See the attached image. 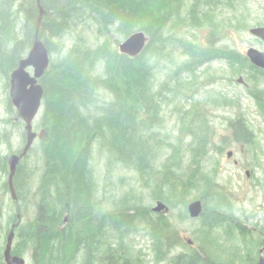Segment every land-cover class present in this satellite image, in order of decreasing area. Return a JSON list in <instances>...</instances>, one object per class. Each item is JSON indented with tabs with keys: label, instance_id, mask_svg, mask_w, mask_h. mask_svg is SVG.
I'll list each match as a JSON object with an SVG mask.
<instances>
[{
	"label": "trees",
	"instance_id": "trees-1",
	"mask_svg": "<svg viewBox=\"0 0 264 264\" xmlns=\"http://www.w3.org/2000/svg\"><path fill=\"white\" fill-rule=\"evenodd\" d=\"M217 7L216 0H0L6 94L0 146L10 144L14 129L21 133L20 145L0 156V174L8 175V157L25 145L9 78L33 45L40 8L38 38L49 54L32 123L41 137L13 176L22 221L14 228L12 255L28 257L30 264H144L134 244L141 235L154 264H255L264 251V227L256 228V237L233 217L230 194L218 183V161H209L208 117L194 102L200 80L208 82L209 71L202 70L207 61L253 67L221 44L231 19L216 20ZM81 27L93 30V44ZM197 27L208 29L204 43L184 34ZM137 31L147 37L142 52L121 54L117 46ZM258 74L264 78V71ZM251 94L264 100V90ZM172 104L182 106L175 110L182 127L186 122L177 135L165 129L164 107ZM230 124L236 140H251L241 117ZM122 170L129 177L115 178ZM96 178L111 180L117 192L102 184L98 196ZM2 189L8 191L7 182ZM194 199L203 211L187 246L174 220L189 219L186 206ZM153 202L168 212H152ZM9 221L17 222L14 214ZM2 254L0 247L5 264Z\"/></svg>",
	"mask_w": 264,
	"mask_h": 264
},
{
	"label": "rangeland",
	"instance_id": "rangeland-1",
	"mask_svg": "<svg viewBox=\"0 0 264 264\" xmlns=\"http://www.w3.org/2000/svg\"><path fill=\"white\" fill-rule=\"evenodd\" d=\"M216 1L218 2V7L215 10L216 20H220L222 17L231 19V22H227L228 27L222 31L224 37L221 44L234 49L244 57L247 49L251 47L264 52V42L249 31L250 28L264 27V0ZM231 1L234 8L229 7ZM242 23L247 25V30L238 28V25ZM81 30L86 35L87 40L93 44L95 42L93 30L83 27H81ZM184 34L187 37L195 36L200 43H204L208 29L207 27L185 29ZM67 38L66 43L70 44L71 38ZM228 64L229 62L224 58H219V60L214 58L203 65L202 70L209 71L208 82L200 80L203 87L199 90L198 95L194 97V102L198 105V111L208 117L210 132L209 161H218L221 170L218 183L222 184L230 194L233 217L247 226L257 237L256 228L264 227V120L260 115L259 108L247 95L245 85L237 82V79L242 76L248 85L247 87L252 91H256L253 81L256 75L252 72L254 70H245L244 67L239 68L242 65L237 67L235 66L237 64L231 67ZM28 71L31 72L30 68H28ZM4 84L5 79L0 75V122L5 118L2 109V103H4L6 96ZM259 90H264V78L257 80V91ZM220 95H222V98L218 99ZM205 100L207 105H203ZM175 107L181 108L182 106L172 104L164 107L165 129L173 135H177V132L186 124L185 122L182 127L183 123L177 118ZM238 117L246 122L248 130L254 135L253 142L250 144L235 142L231 136L229 123ZM20 143L21 133L18 129H14L10 144L0 146V156L8 154ZM217 149H221V152L217 153ZM228 152H231L229 158L227 157ZM102 171L99 170L100 173ZM113 175L115 178L119 175H126L128 178L130 174L122 170L120 174L117 171ZM115 178H112V180ZM7 180L8 175L0 174V247H2V253L6 233L12 227L11 225L16 223L9 221L10 215L14 214L16 217L17 206H19V203L14 202L12 199L9 189L8 191L2 189V185ZM36 180H38L37 177ZM127 181L132 182L129 179ZM22 191L20 189L19 193ZM23 194H20V196ZM155 206L156 202L151 203V209ZM163 211L168 212V210ZM198 220L199 217L195 219L189 217L184 223H179L177 219L174 220L179 228L181 238L187 246H190L186 243L187 240L193 241V231L198 226ZM224 225L226 224L224 223ZM134 244L135 251H140L144 264H154L147 239L139 235L135 238ZM255 256H257V252ZM25 258L26 264H30L29 258Z\"/></svg>",
	"mask_w": 264,
	"mask_h": 264
},
{
	"label": "water",
	"instance_id": "water-1",
	"mask_svg": "<svg viewBox=\"0 0 264 264\" xmlns=\"http://www.w3.org/2000/svg\"><path fill=\"white\" fill-rule=\"evenodd\" d=\"M39 1L40 0H37L38 5ZM42 15L43 11L40 8L36 22L33 45L27 55L18 62L17 67L10 73L9 78V98L18 113V117L24 123L25 132V145L21 153L12 154L7 160L9 170L7 185L14 201H16V196L13 187V176L15 174L16 166L19 161L26 156L28 150L33 144V141L36 138L41 137V134H37L33 131L32 122L39 112L44 94L43 87L38 83V80L44 75V72L49 64L48 51L42 41L38 38V29ZM249 31L252 35L264 42V27L250 28ZM146 43L147 37L144 32L137 31L122 41L119 44L118 49L121 54H125L129 57H136L142 52ZM246 56L252 65L264 70V52L251 47L247 49ZM28 68H30L31 72L28 71ZM242 81V79H239V82ZM151 210L154 213H160L163 210H168V208L162 202H156V206L152 207ZM186 210L190 218H198L203 211V204L198 199L192 200L187 204ZM16 219L17 222L12 225L6 236L3 250L5 264H26L25 258L11 254L14 228L21 223L19 211H17ZM186 243L192 245L191 240H187ZM262 251L263 250H260V252ZM257 264H264V254L259 258Z\"/></svg>",
	"mask_w": 264,
	"mask_h": 264
},
{
	"label": "flooded vegetation",
	"instance_id": "flooded-vegetation-1",
	"mask_svg": "<svg viewBox=\"0 0 264 264\" xmlns=\"http://www.w3.org/2000/svg\"><path fill=\"white\" fill-rule=\"evenodd\" d=\"M263 52V51H262ZM245 57L247 58V56H246V52H245ZM221 59V58H220ZM215 60H219V58H215ZM247 60H248V62L251 64V62L249 61V59L247 58ZM252 65V64H251ZM253 67H250L246 62H245V64H243L242 66H239V68H241V67H244V69L245 70H253L254 68H256L257 69V72L255 71H252L256 76V78H257V80H259V79H261V78H263L261 75H259L258 74V69H260V68H257V67H255L254 65H252ZM238 67V66H237ZM261 70V69H260ZM262 71H264V70H262ZM257 73V74H256ZM239 79H242L243 81L242 82H239ZM237 82L238 83H240V84H243V85H245V91H246V93H247V95L249 96V97H251V99L253 100V102L255 103V105L259 108V112H260V115L262 116V119L264 120V100L263 99H258L257 98V96H253L251 93L252 92H254V91H252L249 87H247L248 85H247V83L245 82V80H244V78L242 77V76H240L238 79H237ZM256 92H257V81H256ZM263 111V112H262ZM229 126H230V128H231V124L229 123ZM230 133H231V136H232V138H233V140L235 141V142H243V143H245V144H250V143H252L253 142V139H254V135L253 134H251V140H236L234 137V132L232 131V129L230 130ZM218 150V149H217ZM219 151L221 152V149H219ZM230 154V155H229ZM229 155V156H228ZM231 156V152H228L227 153V157L229 158ZM236 163V162H235ZM95 182H96V186H98L99 185V187H98V190H97V194H98V196H101V194H102V188L100 187L102 184H107L108 185V187L106 188V190H112V189H115V191L117 192V189H116V184L115 183H112L111 182V180H109V179H103V178H96L95 179ZM20 214V213H19ZM67 220H68V217H67V215H65V217H64V222H67ZM21 221H22V219H21ZM13 225V224H12ZM11 225V226H12ZM11 228V227H10ZM5 246V245H4ZM264 254V251L263 252H260V254H259V258L262 256ZM259 258H258V260H259ZM258 260H256V262H255V264H257V262H258Z\"/></svg>",
	"mask_w": 264,
	"mask_h": 264
},
{
	"label": "bare ground",
	"instance_id": "bare-ground-1",
	"mask_svg": "<svg viewBox=\"0 0 264 264\" xmlns=\"http://www.w3.org/2000/svg\"><path fill=\"white\" fill-rule=\"evenodd\" d=\"M39 5H40V1H39ZM37 22V21H36ZM117 48H118V46H117Z\"/></svg>",
	"mask_w": 264,
	"mask_h": 264
}]
</instances>
